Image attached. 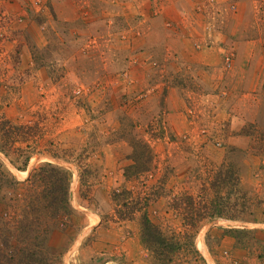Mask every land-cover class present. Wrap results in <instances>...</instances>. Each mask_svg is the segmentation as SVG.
<instances>
[{
    "label": "rangeland",
    "instance_id": "rangeland-1",
    "mask_svg": "<svg viewBox=\"0 0 264 264\" xmlns=\"http://www.w3.org/2000/svg\"><path fill=\"white\" fill-rule=\"evenodd\" d=\"M0 119L30 127L22 170L0 154L19 196L0 264H159L143 212L174 233V264H264V0H0ZM137 141L152 169L135 178ZM44 163L71 175L68 216L22 212Z\"/></svg>",
    "mask_w": 264,
    "mask_h": 264
},
{
    "label": "trees",
    "instance_id": "trees-1",
    "mask_svg": "<svg viewBox=\"0 0 264 264\" xmlns=\"http://www.w3.org/2000/svg\"><path fill=\"white\" fill-rule=\"evenodd\" d=\"M28 129H30V127H28L27 125H20L16 127L12 125V123H10L9 121L5 119H0V154L16 170H20L21 167L15 166V159H19V157L12 155L15 149L14 146L16 143H21L25 141ZM33 137L35 136L33 135ZM133 149L134 152L129 157L131 162L133 161V164L130 165L126 170H123L124 175L127 176L129 174L127 171L133 168L134 170L131 171V175L137 173L135 178L140 175L138 172H141L142 174L144 172L150 173V170L152 169V156L149 148L145 146L142 141H137L133 145ZM67 156L68 154H63L61 158L55 155L50 157L54 159L64 160ZM28 158L29 157L26 156L23 159L21 166H26ZM75 160H77L76 168L82 169V165L84 166V164L80 162V155H78V159L75 158ZM136 163L139 166H135ZM70 178L71 175L68 170L59 166L51 165L50 163H44L43 165L37 166L36 168L32 169L28 179L25 182H33L36 185L42 186L44 190L39 195H27V197L29 196V201L26 205V208L22 210L23 214L25 216L30 214L38 216L44 215L47 216V218L49 219H57L62 216H68L71 213L68 203V187L70 183ZM231 181L234 182L231 187L232 190H234L236 186L239 187L237 177L233 178ZM14 185H16V183L14 182L13 178H11L8 173L2 169L0 165V206L4 205L3 203L5 200H7V203L19 199V196L16 194L7 193L2 195L3 189L10 190L14 188ZM163 187L164 182L160 180L159 190H162ZM124 193L126 192H121L123 196H125ZM116 195L114 194L113 196L115 197ZM124 198L125 197H123L121 200L123 201L121 206L124 209V212L121 215L123 219L131 218L133 212L136 211V208L134 206L132 207L130 203L125 202L127 199L125 200ZM180 199H189V209H187L189 211L186 212L189 214V218H183L182 221L184 227L186 229L191 230L197 229L199 227V224L204 221L202 217L196 216L194 214V209L197 210V207L194 205V202L193 200H191L190 197H186L183 195V197L181 196ZM136 202L137 201H135L134 204H136ZM140 205L138 206V210H140V208L144 210L143 208L146 207V200L141 202ZM208 209L212 208H207L206 206H202L200 208L202 212H206ZM123 219L122 221H124ZM60 225L61 227H63L64 230H68L70 223L64 221V223L60 222ZM165 231L166 233L169 232L167 229L163 230L161 227H158L157 225L153 224L150 219L146 216V212H143L141 219V238L144 244H146V246L150 249L153 256L155 253L157 254V258L154 257L156 262H158L159 264H174V259H172V256L177 252L179 253L178 250H174L178 245L176 244L173 247H169L167 246V244H165L166 241L170 242L172 238H174L173 232H169L171 236H169L167 239L163 238V232ZM154 245H157V247L154 248Z\"/></svg>",
    "mask_w": 264,
    "mask_h": 264
},
{
    "label": "bare ground",
    "instance_id": "bare-ground-1",
    "mask_svg": "<svg viewBox=\"0 0 264 264\" xmlns=\"http://www.w3.org/2000/svg\"><path fill=\"white\" fill-rule=\"evenodd\" d=\"M31 167V166H30Z\"/></svg>",
    "mask_w": 264,
    "mask_h": 264
}]
</instances>
